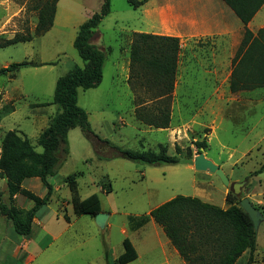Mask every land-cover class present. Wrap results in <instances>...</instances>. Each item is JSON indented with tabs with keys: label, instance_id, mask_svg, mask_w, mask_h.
Returning <instances> with one entry per match:
<instances>
[{
	"label": "rangeland",
	"instance_id": "obj_1",
	"mask_svg": "<svg viewBox=\"0 0 264 264\" xmlns=\"http://www.w3.org/2000/svg\"><path fill=\"white\" fill-rule=\"evenodd\" d=\"M162 1L149 0L148 5L135 9L128 0H111V13L97 31L103 35L102 44L111 47L113 53H106L100 87L79 91V106L88 113L90 125L100 138L133 151H158L159 145H166L168 154L178 156L181 162L148 166L123 158H104L108 157L109 151L97 150L79 127L71 130L69 154L58 166L56 175L49 178L54 187L51 202L38 213L46 223L48 235L35 225L32 235L19 236L12 222L1 218L0 264H109L108 257L114 260L124 253L125 238L130 239L140 252L141 264L163 262V243L167 240L163 231L159 230L160 237L153 225L132 231L128 218L149 215L178 196L202 197L218 207L226 205L223 193H229L231 188L225 187L217 175L196 171L194 164L185 162L188 148L195 157L200 151L196 142L203 141L206 143V148L202 149L205 156L221 165L231 184L246 182L239 197L246 198L250 194V202L263 215L256 232L255 264H264V172L251 176L264 165V97L255 100L237 97L226 114L211 116L204 110L193 115L190 123L172 132L149 127L137 118V111L152 110L155 99L153 93L142 88L133 89L126 81L125 61L129 52L126 55L123 52V40L133 32L158 33L159 21L147 11ZM102 3L103 0H62L58 25L50 33L38 37L36 0H0V45L16 34L34 36L32 42L0 48V70L24 61L53 63L22 68L14 76H0L2 134L20 129L37 151L42 152L37 139L47 125L45 115H56L58 107L40 105L53 101L60 77L76 66H84L85 62L73 46V27L99 12ZM261 16H264V10ZM203 43L200 40L193 46L201 47ZM177 91L174 89L172 95L171 112L174 103L180 99L179 87ZM260 92L264 94V89ZM238 101L247 102L245 108H240ZM175 116L180 119L179 114ZM177 147L182 150L181 155H177ZM70 175L77 176L83 199L92 194L99 196L102 215H106L102 216L103 220L75 214L65 183ZM108 181L112 186L109 194L103 191V185ZM24 187L41 197L47 193L38 178L27 179ZM4 189L7 191L5 182L0 180V192ZM24 242L28 254L23 246L19 248ZM248 258L249 253H245L237 264H245Z\"/></svg>",
	"mask_w": 264,
	"mask_h": 264
},
{
	"label": "trees",
	"instance_id": "obj_2",
	"mask_svg": "<svg viewBox=\"0 0 264 264\" xmlns=\"http://www.w3.org/2000/svg\"><path fill=\"white\" fill-rule=\"evenodd\" d=\"M38 24L36 35L47 34L54 26L60 0H36ZM244 25V37L233 60L230 79L232 93L264 89V28L254 34L249 23L264 5V0H223ZM149 0H128L135 9H140ZM111 13V0H103L99 12L94 13L78 30L73 46L85 62L83 67L76 66L56 82L53 101L41 104L42 107L56 105L58 111L49 120L47 128L39 135L38 152L29 137L17 130L5 133L0 151V179H6L9 203L2 200L0 192V219L12 222L16 234L29 237L37 213L49 205L54 187L49 182L57 168L69 154V132L79 127L90 139L97 150L109 151L104 158H123L148 166L177 165L178 156H170L166 145L159 150H124L108 140L100 138L92 129L88 113L79 106V90L98 88L103 82L106 52L92 44V38L103 20ZM30 33L16 34L6 40L0 48L19 43L32 42ZM130 75L128 83L133 89L142 88L153 93L154 107L148 111H137L142 123L155 129H169L172 122L171 101L178 75V61L181 52L179 38L148 33L133 32L129 36ZM112 52L111 49L108 50ZM53 63L24 61L14 63L0 70V76H14L22 68L37 67ZM201 149L206 143L196 142ZM177 155L182 150L177 147ZM200 151L198 153H200ZM188 165H193L194 154L187 150ZM264 172V165L251 176ZM76 175H70L65 183L69 187L74 212L77 216L96 217L103 213L97 194L83 199L79 192ZM38 178L46 188L44 196H38L23 187L27 179ZM103 191L112 192L110 181L103 185ZM16 195L26 197L32 206L21 208L14 202ZM243 197L231 190L226 195L228 207L223 209L204 202L198 197L178 196L155 208L149 215L128 218L132 231H137L154 220L161 226L172 246L187 264H237L239 259L249 253L245 264H255L257 233L249 215L240 206ZM124 253L109 264H129L138 258L136 248L130 239L123 241Z\"/></svg>",
	"mask_w": 264,
	"mask_h": 264
},
{
	"label": "crops",
	"instance_id": "obj_3",
	"mask_svg": "<svg viewBox=\"0 0 264 264\" xmlns=\"http://www.w3.org/2000/svg\"><path fill=\"white\" fill-rule=\"evenodd\" d=\"M61 1L62 0L58 3L54 26L48 33L54 30L59 23V5ZM263 10L264 5L248 25V28L254 34H257L264 28V16H261ZM147 13L148 15H153L157 18L160 27V31L158 33L153 31L148 34L179 38L181 42V52L178 61V75L175 85L176 93L178 92V87L180 89V99L177 103H174V107L172 108L171 127L169 129L159 130L172 132L176 128H181L182 126L190 123L193 115L199 114L204 110L211 116L214 115L218 117L223 113L226 114L228 109L232 106L231 104L235 103L237 100V97L244 100H255L262 96L264 97V94L260 92L263 89L243 91L239 92V94L232 93L230 90L233 60L242 43L245 29L241 20L223 0H163L160 4H157L149 9ZM69 18H73V16H70ZM87 20L88 19L83 21L81 20L76 24V27H73V40H75L77 36L79 27ZM69 23L70 21L67 25H69ZM129 36L130 35L123 40V52L125 55L129 52ZM102 38L103 35L96 31L91 40L92 44L98 47L101 51L109 53L108 50H112V48L104 46L102 44ZM200 40H203L204 43L201 47L198 46V44L195 45V49L193 43L199 42ZM111 53H113V50ZM125 62L127 67V81L129 78L130 53L129 58H127ZM98 88L91 90H97ZM246 104L247 102L238 101L240 108H245ZM177 114L180 115V119L175 118V115ZM45 116L47 125L43 130L47 128L50 118L54 115ZM0 127H2V125H0ZM18 131L21 130L19 129ZM2 133V130H0V151L2 139L5 135V133ZM218 166L221 167V165ZM0 180L5 182V186L7 188L6 179ZM25 183L26 180L23 183V187L25 186ZM1 194L4 201L9 199L8 191L5 189L1 192ZM223 194L226 199L228 192L224 191ZM247 197L251 198V195L247 194ZM198 198L202 199V197ZM13 200L21 208H30L32 206L29 205L28 199L22 195H16ZM203 201L210 203L205 200ZM221 208L226 209L227 204ZM38 213L33 223L31 235L34 232L36 225V227H38L40 231L42 233L44 232L47 236L48 232L45 230L46 223L39 218ZM53 214L55 213L53 212ZM148 225H153V227H155L154 231L157 236L160 237V229L166 236L163 228L154 220H150L143 228ZM166 239L167 240L163 243V247L165 248L163 262L159 264H187L180 256L179 252L172 246L167 236ZM22 246L27 252V243H20L19 248ZM134 247L136 248V246ZM136 251L138 253V258L129 264H141L142 256L137 248ZM32 259L33 258H30V260Z\"/></svg>",
	"mask_w": 264,
	"mask_h": 264
},
{
	"label": "water",
	"instance_id": "obj_4",
	"mask_svg": "<svg viewBox=\"0 0 264 264\" xmlns=\"http://www.w3.org/2000/svg\"><path fill=\"white\" fill-rule=\"evenodd\" d=\"M194 169L196 171L199 172H208V173H212L217 175L220 180L223 182V184L225 185V187H230L231 191L240 196L241 194V188L246 184V182H233L231 184L228 176L226 175V173L224 172V170L216 165L212 160L208 159L205 156L204 151L201 149L200 153H198L195 157H194ZM240 206L243 208V210L249 215L251 221L254 224V229L257 232L259 229V226L261 224V222L263 221V215L260 212V210H258L249 200V198H243L240 202ZM102 216H106V215H102L98 214L96 217L98 220H103Z\"/></svg>",
	"mask_w": 264,
	"mask_h": 264
}]
</instances>
